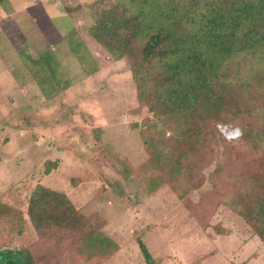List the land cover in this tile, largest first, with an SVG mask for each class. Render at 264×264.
Instances as JSON below:
<instances>
[{"label": "rangeland", "instance_id": "obj_1", "mask_svg": "<svg viewBox=\"0 0 264 264\" xmlns=\"http://www.w3.org/2000/svg\"><path fill=\"white\" fill-rule=\"evenodd\" d=\"M100 2L0 0V249L34 264H145L140 238L154 264H264V244L225 203L264 186L257 67L230 66L223 121L180 150L168 120L137 100L125 61L90 37ZM38 186L64 195L115 250L99 257L70 235L37 236L27 211Z\"/></svg>", "mask_w": 264, "mask_h": 264}, {"label": "trees", "instance_id": "obj_2", "mask_svg": "<svg viewBox=\"0 0 264 264\" xmlns=\"http://www.w3.org/2000/svg\"><path fill=\"white\" fill-rule=\"evenodd\" d=\"M101 5L102 0L91 9L90 37L113 60L125 61L137 100L148 104L156 119L168 120L180 150L197 130L223 121L221 111L234 90L230 66L248 60L258 70L251 77L264 83V0H117L108 9ZM80 47L81 42H74L72 52ZM247 133L244 129L239 138L248 140ZM245 191L225 203L264 244V186L254 183L253 190ZM27 217L39 237L70 235L89 255L99 257L115 250L64 195L44 187L34 189ZM137 243L145 264H154L140 238ZM0 264L34 262L27 251L15 248L0 249Z\"/></svg>", "mask_w": 264, "mask_h": 264}, {"label": "clouds", "instance_id": "obj_3", "mask_svg": "<svg viewBox=\"0 0 264 264\" xmlns=\"http://www.w3.org/2000/svg\"><path fill=\"white\" fill-rule=\"evenodd\" d=\"M238 135H239V133H238Z\"/></svg>", "mask_w": 264, "mask_h": 264}]
</instances>
